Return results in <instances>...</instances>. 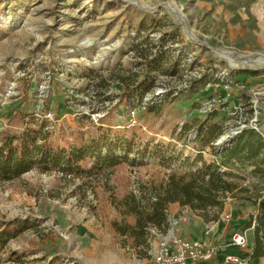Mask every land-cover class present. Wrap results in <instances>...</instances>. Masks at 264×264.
Masks as SVG:
<instances>
[{"label": "rangeland", "instance_id": "rangeland-1", "mask_svg": "<svg viewBox=\"0 0 264 264\" xmlns=\"http://www.w3.org/2000/svg\"><path fill=\"white\" fill-rule=\"evenodd\" d=\"M220 53L264 59V0H0V131L20 113L52 140L60 129H129L117 142V167L33 169L0 182V230L28 220L0 246V264H153L172 231L194 240L210 230L215 239L224 225L225 241L210 238L218 254L251 255L255 222L241 221L256 211L264 177L250 162L218 169L238 187L222 211L176 202L168 228L151 227L141 239L116 228L136 225L119 207L128 194L149 207L172 175L199 177L245 129L264 135V67H234ZM243 71L260 74H232ZM205 123L218 134L212 143L207 132L200 137ZM237 232L248 238L244 250L230 245Z\"/></svg>", "mask_w": 264, "mask_h": 264}, {"label": "trees", "instance_id": "trees-1", "mask_svg": "<svg viewBox=\"0 0 264 264\" xmlns=\"http://www.w3.org/2000/svg\"><path fill=\"white\" fill-rule=\"evenodd\" d=\"M232 74L257 76L260 73L243 71ZM141 86L143 85L139 86L140 90ZM149 91L150 88L143 90L139 94L140 98L142 99ZM14 118L16 123L10 122V128L0 131V182H11L33 169L41 171L55 169L65 174L99 173L117 167L123 160L117 155V142L124 139L129 129L114 131L111 128L100 127L88 132L60 129V135L52 140L53 132L38 128L31 121L26 122L21 113ZM205 132L213 136L209 143L217 138L218 134L214 133L213 127L209 124H206L205 130L200 129V137H203ZM61 142L64 144L63 148ZM131 150L127 149L126 154L132 152ZM217 157L219 162L208 168L204 167L200 170L199 177L172 175L165 188L157 189L156 201L149 207L142 205L135 194H128L120 201L119 207L126 217L136 218V225L130 231L116 226L118 231L122 235H128L129 232L131 237L141 239L151 227L168 228L167 210L170 204L176 202L192 210L207 211L217 206L222 211L224 199L229 195L233 198L238 197L234 194L238 187L218 173V169L222 166L250 162L255 167V173H262L264 177V135L254 129H245L231 143L230 149L218 153ZM210 170L212 172H209ZM244 191L249 192L248 189L240 190V192ZM260 196H257L256 200L259 212L255 221V247L251 254L252 259L264 257V197L258 201ZM240 199L251 201L253 197H240ZM27 223L28 220L21 218L4 222L3 229L0 230V246H4L9 239L19 236L25 230ZM252 224L251 220L248 228ZM41 264H55V260L50 262L43 260Z\"/></svg>", "mask_w": 264, "mask_h": 264}, {"label": "built area", "instance_id": "built-area-1", "mask_svg": "<svg viewBox=\"0 0 264 264\" xmlns=\"http://www.w3.org/2000/svg\"><path fill=\"white\" fill-rule=\"evenodd\" d=\"M258 131V129H256ZM212 231H206L207 238L185 240L179 238L174 231L169 237L161 238L159 249L153 264H205L213 261L218 255V246L211 240ZM211 238V239H210ZM245 233L237 232L231 237V246L240 249L248 247ZM250 254H226L225 264H250Z\"/></svg>", "mask_w": 264, "mask_h": 264}, {"label": "crops", "instance_id": "crops-1", "mask_svg": "<svg viewBox=\"0 0 264 264\" xmlns=\"http://www.w3.org/2000/svg\"><path fill=\"white\" fill-rule=\"evenodd\" d=\"M260 195H262V197L260 196ZM258 197L260 196V198L258 199V201H260L263 197H264V190L263 191H261L258 195H257ZM256 200H257V197H256ZM256 200L254 201V200H251V202L252 201H254V203H256ZM246 202H248L247 200H246ZM250 202V201H249ZM248 202V203H249ZM257 204H255L254 206H255V208H256V211L254 212V213H247V215L244 217V219H242V217H241V219H242V221H241V223L242 222H244L243 224L244 225H241L240 223V225L241 226H246L247 224H249L250 223V221L252 220L253 221V223L256 221V218H257V215H258V212H259V210H258V206H256ZM248 209V208H247ZM246 209V210H247ZM251 214V215H250ZM247 218V219H246ZM246 219V220H245ZM226 225H224V227L220 230V233H219V235H218V237H215V239H214V236H212V240L213 241H222V240H226V238L229 236V234H228V230L226 229V227H225ZM218 233V232H217ZM254 235H255V233H254ZM217 236V235H216ZM203 237H206L205 236V234H203V236L202 237H198V238H196V239H199V238H203ZM193 237L192 236H190L189 237V239H192ZM236 251L237 250H231V249H229V251H227L228 253H234V254H239V253H236ZM226 252V253H227ZM249 252V251H248ZM250 253V252H249ZM224 254H225V251L224 250H221L220 252H219V254L216 256V258L213 260V261H210V262H207V263H205V264H219L220 262H221V264L223 263V259H224ZM254 259L255 258H253L252 260H251V262L252 261H254Z\"/></svg>", "mask_w": 264, "mask_h": 264}, {"label": "bare ground", "instance_id": "bare-ground-1", "mask_svg": "<svg viewBox=\"0 0 264 264\" xmlns=\"http://www.w3.org/2000/svg\"><path fill=\"white\" fill-rule=\"evenodd\" d=\"M220 55L223 58H226L227 60L230 61L231 65L234 67H239L243 65H257L259 67H264V59L258 58L252 62V60L246 61V60H241L239 57L234 56L233 54L230 53H220ZM225 139H222L220 143H223Z\"/></svg>", "mask_w": 264, "mask_h": 264}]
</instances>
